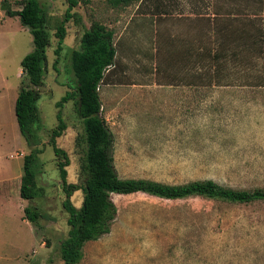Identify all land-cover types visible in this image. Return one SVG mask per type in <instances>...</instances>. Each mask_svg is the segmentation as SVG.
Returning a JSON list of instances; mask_svg holds the SVG:
<instances>
[{
    "label": "rangeland",
    "instance_id": "374dc122",
    "mask_svg": "<svg viewBox=\"0 0 264 264\" xmlns=\"http://www.w3.org/2000/svg\"><path fill=\"white\" fill-rule=\"evenodd\" d=\"M6 1L12 11L20 9L19 0ZM116 1L78 0L72 12L82 25L65 24L67 35L56 57L54 33L68 5L66 0H39L50 35L38 101L39 193L34 200H20L17 187L9 201L0 202V211L9 210L14 219L7 235L19 243L3 248L2 255L12 260L0 264H63L59 247L69 227L57 167L62 158L54 156L49 140L58 124L56 102L75 88L71 52L94 22L114 33L115 63L105 72L99 96L120 178L168 185L213 180L235 190L264 188V86H249L238 66L232 67L234 79L215 83L206 78L211 68L199 56L209 50H239V38L253 31L249 21L263 24L264 0H133L127 6ZM7 18L0 10V124L21 86L20 62L33 49L31 34L19 19ZM228 61L232 66L234 61ZM259 62L256 72L264 74V62ZM153 80L196 82L198 93L186 98L164 95L157 87L142 89ZM61 117L66 128L56 145L69 159L66 181L79 184L83 128L75 100L63 105ZM21 140L19 145L10 135L5 146L0 133V158L19 165L16 186L23 157L30 153ZM82 197L81 191L74 192L72 205L79 208ZM111 200L117 215L110 232L85 244L79 264H264V203L163 200L141 193L112 194ZM26 207L40 214L34 224L21 222Z\"/></svg>",
    "mask_w": 264,
    "mask_h": 264
},
{
    "label": "trees",
    "instance_id": "16d2710c",
    "mask_svg": "<svg viewBox=\"0 0 264 264\" xmlns=\"http://www.w3.org/2000/svg\"><path fill=\"white\" fill-rule=\"evenodd\" d=\"M133 0H118L127 6ZM136 1V0H134ZM20 9L12 11L6 0L0 1V10L8 17H17L20 25L28 30L32 37L33 49L20 62L21 86L18 90L14 115L19 133L30 153L23 157V173L20 181L19 196L22 200H34L38 197L36 179L41 173L39 149L41 139L38 101L39 88L43 85L47 63L46 50L50 46V35L47 30V18L39 0H19ZM67 9L64 19L56 29L59 56L61 45L67 35L65 24L72 21L76 26L82 25L80 17L72 10L78 6V0H66ZM253 31L239 38L242 41L239 50L216 49L199 53L201 61L211 68L206 78L220 83L232 78L236 70L244 72L249 86H264V74L256 72L259 61L264 62V22L259 24L250 20ZM114 33L104 25L94 22L84 29L79 38V48L72 50L70 67L75 79V88L67 92L55 107L57 125L52 130L49 145L58 162L61 188L65 194L63 208L68 215L67 237L60 243V258L63 264H79L83 258V247L86 243L96 241L110 232L117 209L111 200L112 194L130 195L141 193L163 200H182L190 197H202L237 205H254L264 203V188L254 190H235L221 186L213 180L192 181L181 185L162 184L146 179L120 178L114 167V139L105 121L100 116L101 102L99 90L105 79V72L113 67L116 50L113 43ZM220 39V38H219ZM220 44V41H217ZM246 51L250 52L246 56ZM203 56V58H202ZM233 60L232 66L227 64ZM57 60L55 61L56 64ZM229 62V61H228ZM231 63V62H229ZM255 72L254 75L250 74ZM222 75L221 79L218 78ZM202 79V78H201ZM252 79L253 81H251ZM69 100H75L77 114L83 128L79 176L81 183L70 184L66 181V170L69 165L67 155L57 147L56 138L65 130L61 117V108ZM76 191L83 194L79 208L72 205L70 197ZM24 218L34 224L40 217L38 212L26 207Z\"/></svg>",
    "mask_w": 264,
    "mask_h": 264
},
{
    "label": "crops",
    "instance_id": "0c3cea01",
    "mask_svg": "<svg viewBox=\"0 0 264 264\" xmlns=\"http://www.w3.org/2000/svg\"><path fill=\"white\" fill-rule=\"evenodd\" d=\"M8 17L7 19H9ZM141 87H144L142 89L145 90V87H157V90L159 92H163L164 95L167 94H179L181 96L187 97H196L198 93V85L196 82L192 81H185V82H178L175 83L174 81L170 82H163L159 83L156 80H153L149 84L141 85ZM140 89L141 91H143ZM137 92V91H136ZM185 98V99H186ZM5 99V98H4ZM15 99H12L15 104ZM195 100V98H194ZM2 102V99L0 100V103ZM14 104L12 103L8 107V115L5 119H3L2 124H0V133L3 138V145L6 146V144H9L10 141V135H12L13 140H17L19 145H21V135L18 130V126L16 123L15 115H14ZM16 155V154H15ZM14 156L10 155V158H13ZM17 157V156H16ZM23 157V156H21ZM19 165L16 163H13L12 161H4L3 159L0 158V202L5 204L7 201H9V197L11 195V191L16 189L20 190V181H21V176L20 172L18 173L19 175L17 176L18 178V184L16 186V168H18ZM19 193V192H18ZM18 200V199H17ZM20 200H22L20 198ZM22 204V203H20ZM21 205V209H22ZM9 209V208H7ZM5 211V213L0 211V263L5 262V261H10V257L3 256V248L5 246L9 248H16V246H19V243L16 241H12L9 239V236L7 235V230L11 228L13 225V218L8 217L9 210H2ZM21 222L24 224H27L28 221L24 218L21 219ZM11 230V229H10Z\"/></svg>",
    "mask_w": 264,
    "mask_h": 264
},
{
    "label": "built area",
    "instance_id": "2783aa9c",
    "mask_svg": "<svg viewBox=\"0 0 264 264\" xmlns=\"http://www.w3.org/2000/svg\"><path fill=\"white\" fill-rule=\"evenodd\" d=\"M97 90H99V88Z\"/></svg>",
    "mask_w": 264,
    "mask_h": 264
}]
</instances>
